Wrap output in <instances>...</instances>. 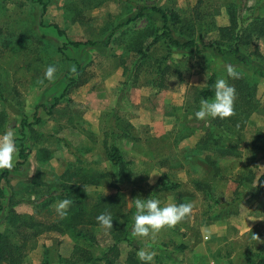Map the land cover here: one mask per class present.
Here are the masks:
<instances>
[{
	"label": "rangeland",
	"instance_id": "rangeland-1",
	"mask_svg": "<svg viewBox=\"0 0 264 264\" xmlns=\"http://www.w3.org/2000/svg\"><path fill=\"white\" fill-rule=\"evenodd\" d=\"M149 1L154 0H48L42 14L39 3L0 0V134L13 131L17 146L21 120L33 121L34 111L40 117L23 129L24 145L30 149L25 162L1 183L0 232L9 246L19 247L11 253L19 257L17 264H103L85 263V257L106 252L117 229L86 222L91 216L87 213L103 198L120 193L122 209L133 219L132 199L145 198L159 180L179 186L153 188L150 198L159 199L162 206L189 203L192 212L154 240L133 238L134 221L122 219L130 240L159 253L160 262L154 264H255L263 254L264 179L258 184L262 189L255 193L254 188L264 173V143L254 142L259 133L264 135V77L244 69L255 83L258 106L243 124L240 119L237 125L224 122L213 128L197 120L198 92L210 68L217 71V80L227 81V66L237 70L241 64L232 56L212 58L173 48L165 83L157 86L154 71L157 60L167 54L166 44L159 42L146 59L138 50L161 24L158 15L139 18L108 38L119 20L133 15L136 4ZM260 1L247 0L238 21L244 18L247 23L256 11L263 14V7L255 9ZM159 5L180 14L182 34L175 28L176 37L191 35L200 43L219 40L217 27L229 25L239 13L238 0H159ZM65 38L108 42L68 46L66 55L80 65L76 70L58 50ZM256 46L264 72V34L255 39ZM50 65L57 69L54 82L44 79ZM67 73L75 83L47 113L42 105L62 92ZM115 108L121 130L115 142L125 168L111 165L106 157ZM58 185L76 188L85 222L59 224L64 217L57 214L56 205L65 190ZM118 249L113 264H127L131 245L123 240ZM7 256L0 264H11Z\"/></svg>",
	"mask_w": 264,
	"mask_h": 264
},
{
	"label": "trees",
	"instance_id": "trees-1",
	"mask_svg": "<svg viewBox=\"0 0 264 264\" xmlns=\"http://www.w3.org/2000/svg\"><path fill=\"white\" fill-rule=\"evenodd\" d=\"M31 3H39L42 7V14L46 9V5L48 0H27ZM239 5L238 7V18L231 17V22L229 25L217 27L218 34L220 35L219 40L211 41L209 43H200L195 37L191 35H187L184 37L183 40L179 39L174 34V29L178 28L179 32L181 33V24L182 18L180 14L170 8H163L159 5V0L149 1L143 4H136L135 12L131 16H127L124 19L119 20L109 31L108 38L112 36L117 30L128 26L131 22L142 18L144 16L151 17L152 14H156L161 19V24L157 26L153 30V35L150 41L144 44L143 48H139L140 56L146 59L151 52V50L159 43L164 42L167 48V54L164 55L162 58L157 60L156 70L154 71V79L153 83L157 86L162 87L165 83V74L167 73V69L169 67L167 60L171 56V52L173 48L176 49H185L190 52H194L196 54L206 53L213 58V55L219 57L232 56L239 62L241 68L237 69L236 71L239 73L238 78L229 77L227 74V82L229 85L235 88L236 90V98L234 101V115L224 120H220L219 118L216 119H209L205 122L209 124L210 127L219 128L222 123L230 122L233 125H237L240 119L242 124L246 121L248 114L254 110L258 106L257 100L254 99L255 93V83L251 82L252 78H249L248 72L246 70H251L253 73V77L262 78L264 77V72L262 70V65L257 61L259 60L260 54L258 51L257 46L255 47V39L258 36L264 34V0L257 3L255 9L263 7V14H257V11L253 14L250 20L245 23V19L238 21L239 15L241 13L244 6L247 3V0H238ZM254 9V10H255ZM43 23H41L42 25ZM53 28L56 30L58 35H64V32L57 26L52 25ZM182 34V33H181ZM108 42V41H107ZM103 41L99 40H71L65 38V41L61 44L58 48L59 52L65 57L66 60L74 62L76 65V70L79 69L80 65L77 61L68 57L65 53V50L68 46L73 48H80V47H94L98 44H107ZM251 46L254 48L251 51H244L242 46ZM260 61V60H259ZM246 69V70H244ZM211 72L208 76L206 84L204 87L199 90V97L200 99L203 98H210L214 95L215 91V82L217 81V71L214 68H210ZM66 84L62 90V92L52 99V103L49 105H42L43 109L50 113L51 110L59 104L62 98L65 97L68 89L75 83V80L70 76V73L66 74L65 77ZM3 95L0 91V99H3ZM117 109L115 108L111 114L109 119V138L110 143L106 149V157L111 163V165L119 168L126 167V160L124 158V154L121 148L116 144V136L121 132L119 126L117 124ZM244 116V117H241ZM40 120V117L37 116V112L34 111L33 113V121H27L26 118L21 120V131H20V138L17 144L18 147V161L15 162L12 169H0V211L3 209L2 200L4 198V191L2 189L1 183L2 180L7 178L11 171L17 169V167L23 164L30 152V149L24 145L23 139L25 137L23 129L25 127L31 126L33 123H36ZM240 127V126H238ZM262 141L264 143V135L259 133L257 138L255 139L254 143ZM264 179V173L260 175L258 178V183L256 185L255 193L258 190L262 189L260 187V182ZM179 186L176 183L173 184H166L163 185L161 180L158 181L157 186L153 187L155 189H175ZM65 190V193L60 194L59 197L62 199H68L73 204L72 209L69 210V216L66 215L62 221L59 222L61 225H65V227L74 226L78 223H81L84 219L82 218L84 212L86 210L83 206L77 203V197L74 195V188H70L67 185H58ZM57 187V188H58ZM153 188H149L147 195L145 198H150L151 191ZM76 189V188H75ZM53 193L57 192V189H52ZM52 193V194H53ZM76 194V193H75ZM124 206L123 196L120 193L114 194L109 197H105L102 201L98 202L96 205H93L92 211L87 213L91 216H87L88 223H95L97 222L96 217L101 213L107 212L110 213L113 218V229H117V232L114 233V243L108 248L106 252H101L98 257H93L88 254L85 257V263H90L92 261H101L103 264H113L115 260L119 256V249L118 243L123 240H127L131 245V249L127 253V257L125 259L127 264H142V262L138 259L136 252L140 249L139 243H136L130 240V237L127 236L130 230L125 226V223L122 222V219L131 221L134 219H130V212L125 213L122 209ZM135 215V214H134ZM134 218V217H133ZM69 220V221H68ZM85 222V221H83ZM68 224V225H67ZM53 229L56 228L55 226L52 227ZM59 228H57L58 230ZM63 230V229H59ZM177 248H183L184 245H178ZM18 246L14 245L13 247L9 246L8 240L0 232V259L8 255L11 264H17L19 261V257L12 256L13 250H18ZM143 248V247H142ZM159 253H156L154 258V263L160 262ZM45 264H48L46 261ZM255 264H264V252L262 255L258 256L256 259Z\"/></svg>",
	"mask_w": 264,
	"mask_h": 264
},
{
	"label": "clouds",
	"instance_id": "clouds-1",
	"mask_svg": "<svg viewBox=\"0 0 264 264\" xmlns=\"http://www.w3.org/2000/svg\"><path fill=\"white\" fill-rule=\"evenodd\" d=\"M57 69L55 66H48L44 79L54 82ZM229 77L238 78L239 73L231 66H227ZM214 96L200 100L199 110L194 115L199 121L219 118L224 120L234 115V101L236 90L229 83L221 78L215 82ZM18 153L14 132L6 130L0 134V169H12ZM133 200L136 209L134 223L131 229L133 238H147L154 240L156 235L163 229L174 228L192 212V205L189 203H168L161 205L156 198L136 197ZM71 201L63 199L56 205L57 214L63 218L67 215V209ZM98 225L104 229L113 228V218L110 213L104 212L96 217ZM155 251L140 249L137 252L138 259L142 264H154Z\"/></svg>",
	"mask_w": 264,
	"mask_h": 264
}]
</instances>
